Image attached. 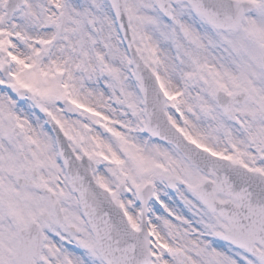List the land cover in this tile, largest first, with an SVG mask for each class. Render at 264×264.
Segmentation results:
<instances>
[{
  "label": "snow or ice",
  "instance_id": "snow-or-ice-1",
  "mask_svg": "<svg viewBox=\"0 0 264 264\" xmlns=\"http://www.w3.org/2000/svg\"><path fill=\"white\" fill-rule=\"evenodd\" d=\"M0 264H264V0H0Z\"/></svg>",
  "mask_w": 264,
  "mask_h": 264
}]
</instances>
